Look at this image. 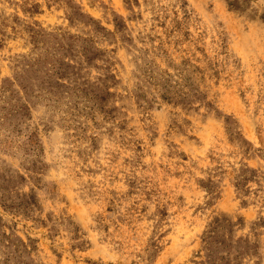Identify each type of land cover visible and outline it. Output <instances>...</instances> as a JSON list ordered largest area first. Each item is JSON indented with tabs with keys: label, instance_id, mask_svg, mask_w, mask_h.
Returning <instances> with one entry per match:
<instances>
[{
	"label": "rangeland",
	"instance_id": "rangeland-1",
	"mask_svg": "<svg viewBox=\"0 0 264 264\" xmlns=\"http://www.w3.org/2000/svg\"><path fill=\"white\" fill-rule=\"evenodd\" d=\"M0 264H264V0H0Z\"/></svg>",
	"mask_w": 264,
	"mask_h": 264
}]
</instances>
